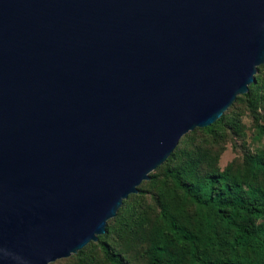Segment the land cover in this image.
<instances>
[{"label":"water","instance_id":"1","mask_svg":"<svg viewBox=\"0 0 264 264\" xmlns=\"http://www.w3.org/2000/svg\"><path fill=\"white\" fill-rule=\"evenodd\" d=\"M264 61V0H0V264L104 235Z\"/></svg>","mask_w":264,"mask_h":264},{"label":"trees","instance_id":"2","mask_svg":"<svg viewBox=\"0 0 264 264\" xmlns=\"http://www.w3.org/2000/svg\"><path fill=\"white\" fill-rule=\"evenodd\" d=\"M254 85L248 84L246 92L238 94L211 124L183 134L166 159L155 167L156 172L149 173L150 179L161 176L172 187L169 197H164L159 188L152 194L159 211L153 223L147 226L148 221L140 211L141 202L135 204L137 208H128L127 201L139 198L142 191L129 194L106 221L104 235H98L94 244L79 249L75 257L82 258L85 249L93 244L110 264H126L124 256L107 242L109 235L118 229L122 234L145 229L147 246L143 264H264V231L261 235L256 233L262 228L256 219L264 216V184L256 186L226 170L201 173L198 157L189 152H185L181 163L175 162L177 153L182 152L178 144L195 131L214 135L224 126L227 111L238 98H246L255 112L258 98L252 94ZM233 127H237L236 123ZM248 162L251 177H256L257 171L262 170V160H256L255 156ZM178 192L181 195L174 200ZM183 202L193 206L190 217L178 208ZM221 249L226 251L223 260L212 258L215 250Z\"/></svg>","mask_w":264,"mask_h":264},{"label":"rangeland","instance_id":"3","mask_svg":"<svg viewBox=\"0 0 264 264\" xmlns=\"http://www.w3.org/2000/svg\"><path fill=\"white\" fill-rule=\"evenodd\" d=\"M263 64L264 61L257 66L253 82H251L255 84L252 89V94H256L258 98L256 111L253 112L250 109V105L246 98H238L235 100L233 107L228 109L224 126L218 128L214 135L195 131L190 133L187 139L178 144L182 152L177 153L178 158L175 160L176 163H181L183 160L182 157L185 156V152H189L198 157L200 161L198 171L201 173L208 170H226L231 174L239 176L242 180L245 177V180H250L251 184L253 183L256 186L264 184V155H258L264 152ZM233 123H236V128L233 127ZM255 156L256 160L260 159V162L262 160V164L260 163V165L263 171H257L256 177H251L252 171L250 173L248 160L250 158L253 159ZM154 169L149 173L156 172ZM149 173L148 178L142 180L143 182L141 181V183L137 185V192L130 193L136 194L142 191L140 192L141 196L135 200L127 201L128 208H137L134 207L135 204L141 202L140 211H142V216L148 221L147 226L154 222L159 212L157 205L152 199V194L157 192L159 188L160 193L163 194L164 192V197H169L171 196L172 190V187L166 183L161 176L150 179ZM180 195L181 193L178 192L173 199L177 200V197ZM262 198H264V196ZM178 205L183 215L187 217L191 216L193 211L192 205L190 206L185 202L179 203ZM256 223L262 224V228L258 229L256 232L257 235H261L264 231V216L258 217ZM130 229L135 228L132 227ZM145 237V229L142 232L135 233L130 231L126 232V234H122V231L118 229L114 230V232L109 235L107 242L115 251L120 252L124 256L127 260L126 264H143L145 263V248L147 246ZM95 242L96 241H89L88 243L94 244ZM93 244L85 249V255H83L82 258L78 259L75 257L77 250L66 257L57 258L48 264H110ZM225 253L226 251L224 249L215 250L212 258L223 260V255ZM248 255H251V253H248Z\"/></svg>","mask_w":264,"mask_h":264}]
</instances>
